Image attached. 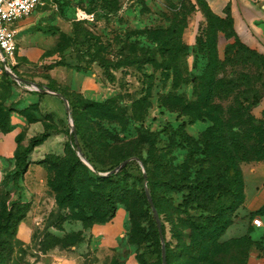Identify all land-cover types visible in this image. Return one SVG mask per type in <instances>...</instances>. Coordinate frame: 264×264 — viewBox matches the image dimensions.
<instances>
[{
  "label": "rangeland",
  "instance_id": "rangeland-1",
  "mask_svg": "<svg viewBox=\"0 0 264 264\" xmlns=\"http://www.w3.org/2000/svg\"><path fill=\"white\" fill-rule=\"evenodd\" d=\"M205 25L204 14L195 0H45L31 16L17 24L19 49L14 72L43 89L62 93L69 101L71 120L59 97L38 94L26 83L14 85L8 79L0 82V121L13 127L12 131L17 129L14 142L22 158L29 149L24 158L27 167L24 164L19 169L21 174L15 173L14 157L5 159L0 166V213L4 208L8 212L13 209L19 216L23 214L20 209L23 204L29 210L19 225L10 230L11 245L15 247L12 264H38L47 254L57 258L49 264H139L138 252L147 254L149 262L156 264L155 239L149 238L138 246L130 238V206L142 214L140 220L145 226L155 219L151 206L147 213L141 198V190H145L144 170L152 178L158 202L161 200L165 206L166 213L160 221L166 228V241L175 250L177 243L170 221L175 211L171 207L182 201V194L166 190L165 171L153 163L149 151L154 148L157 154L167 153L176 167L187 159L192 147L180 139L178 128L188 119L162 107L161 100L170 93L194 100V83L185 82L174 88L169 73L142 62L145 50L155 48L147 30L173 26L188 46L184 59L188 76H199L207 59L206 51H199L197 37ZM234 29L241 42L264 57V32L263 36L246 42L235 22ZM233 42L219 34L217 47L221 59L226 46ZM234 70L250 77L247 86L258 94L264 92V78L256 63L229 64L224 74ZM236 96L237 92L228 99H216V103L227 110ZM107 100L114 101L125 112L116 121L96 107ZM257 107L252 109V114L262 119L263 114L257 116ZM210 124L207 120L187 123L185 131L198 141ZM76 125L83 132L78 138L79 148L89 152L98 167L110 166L129 153L138 156L131 161H137L140 166L130 169L125 191L116 197L114 218L90 227L78 220L82 211H72L58 203L52 186L63 184V178L74 165L77 149L70 145L69 132L72 126L76 131ZM242 139H247V132L240 135ZM103 141L110 145L107 147ZM139 157L145 164L138 161ZM255 163L259 162L241 163L242 175L245 166ZM77 173L84 174L82 169ZM14 202L17 204L12 205ZM80 233L82 242L65 247ZM110 235L114 241L104 242ZM52 236L61 239L59 245ZM247 236L250 240L244 239ZM220 240L227 243L220 256L228 264H241L248 255L258 252L259 241L264 248V227H255L239 207L232 225ZM82 243L83 250L76 255L75 248ZM45 248L49 251L43 254Z\"/></svg>",
  "mask_w": 264,
  "mask_h": 264
},
{
  "label": "trees",
  "instance_id": "trees-1",
  "mask_svg": "<svg viewBox=\"0 0 264 264\" xmlns=\"http://www.w3.org/2000/svg\"><path fill=\"white\" fill-rule=\"evenodd\" d=\"M195 1L203 12L206 22L197 37L199 51L202 53L206 51L207 63L203 72L196 77L188 76L184 60L187 57L188 46L183 42L181 33L174 31L173 26L167 29L147 30L149 40L155 44V48L145 50L146 54L142 62L151 64L164 73H169V77H173L174 88L185 82L194 83V100L189 101L172 93L161 100L162 107L187 117L188 122L181 123L178 134L183 143H188L192 148L189 150L187 159L177 167L170 162L167 153L157 154L154 148H151L149 155L153 163L158 165V169L165 171L163 185L166 190L172 194H182V201L177 206L171 207L175 211L173 219L170 220L177 243L175 250L166 241V228L161 222L167 264H228L225 258L220 256L227 243L221 242L220 239L232 225L234 212L242 207L245 201L244 180L240 165L251 161H264V111L262 119H257L252 114V109L262 102L264 92L258 94L252 87L247 86L250 83V77L244 72L234 70L228 75L224 73L229 64L239 65L251 62L257 64L264 78V57L240 41L234 29L229 6L226 8L225 16L220 17L212 12L205 0ZM178 14L185 20L184 16ZM179 22L177 20L176 25H179ZM221 33L226 39L234 40L226 46L223 59L220 58L217 47ZM157 55L160 56V60ZM4 79L18 85L8 75ZM236 92L238 96L234 98V102L227 110L216 103V99H228ZM144 100L146 101V98H143ZM96 107L113 121L125 114L112 100L97 104ZM205 120L211 124L201 139L196 141L189 137L185 131L187 123ZM12 129L13 127L4 126V122L0 121V132L9 133ZM243 132H247L246 140H240ZM82 133L77 125L75 132H69L70 145L74 150L79 147L78 138L82 136ZM98 141L102 143L101 138H98ZM103 143L107 147L110 145L105 141ZM81 150L92 165L93 171L83 163L75 151L74 165L66 178H63V184L52 186L57 194L58 203L72 211H82L83 215L78 220L84 224L87 223V227H90L94 224L106 223L114 218L117 210L116 197L125 191L129 171L132 167L140 166L137 161H131L119 172H114L125 160L138 156L129 153L110 166L98 167L89 152L83 148ZM28 154L29 149H26L23 153L24 158ZM21 156L17 148L14 154L16 175L21 174L19 169L24 164L27 167L26 161ZM138 159L145 164V160L141 157ZM78 169L83 170V176L77 173ZM101 173L110 174L99 175ZM146 176L148 190L161 217L166 213L165 206L161 200L160 202L157 200L152 178L148 173ZM142 178L144 183V173ZM236 197L240 200L238 201ZM141 198L144 201L143 205L147 207V213L150 212V204L144 188L141 190ZM15 204L17 202L12 203V205ZM20 209H23L19 210L23 214L19 216L13 209L8 212L4 208L0 213V264L13 262L15 247L11 245L13 232L11 233L10 230L12 226L16 228L29 211L24 204ZM128 212L131 242L141 246L149 238L153 241L155 239L153 244L154 254L157 257L155 263L163 264L162 244L155 219L145 226L140 220L143 217L142 214L133 210L131 206ZM257 217L264 219V206L248 216L251 222ZM52 239L58 245L61 242V239L55 236H52ZM244 239L250 240L249 236ZM82 240L80 233L76 240L65 247L74 246ZM58 247L63 249L61 246ZM256 248L260 252L259 257L263 256L264 248L260 241L256 244ZM172 250L175 251V261L172 260ZM47 251L49 249L45 248L43 254ZM248 258L249 255L241 264H247ZM137 260L139 264H151L147 254L142 252H138Z\"/></svg>",
  "mask_w": 264,
  "mask_h": 264
},
{
  "label": "crops",
  "instance_id": "crops-1",
  "mask_svg": "<svg viewBox=\"0 0 264 264\" xmlns=\"http://www.w3.org/2000/svg\"><path fill=\"white\" fill-rule=\"evenodd\" d=\"M212 12L220 17L226 14V8L229 6L235 26L241 37L249 42L253 38L263 36L264 32V0H205ZM24 21V20H23ZM22 21V22H23ZM259 114L264 111V99L260 103ZM17 135V129L2 135L0 134V166L4 165L5 159L14 157L16 144L14 137ZM15 167V166H14ZM244 195L245 201L241 207L247 216L251 212L257 211L264 206V161L255 163L243 168ZM249 219V218H248ZM263 221L264 227V219ZM250 221V220H249ZM97 230V229H96ZM99 231V230H98ZM113 237H106L104 242L112 243ZM83 244L75 248L77 253L83 250ZM260 252L250 255L247 264H264V255L259 257ZM57 260L50 254L44 255L38 264H49Z\"/></svg>",
  "mask_w": 264,
  "mask_h": 264
},
{
  "label": "built area",
  "instance_id": "built-area-1",
  "mask_svg": "<svg viewBox=\"0 0 264 264\" xmlns=\"http://www.w3.org/2000/svg\"><path fill=\"white\" fill-rule=\"evenodd\" d=\"M44 2L45 0H0V82L6 75L13 79L9 75L10 73L17 76L14 72L15 56L19 49L16 40L17 24L31 16ZM16 82L18 85H22V83ZM28 87L38 92L36 88ZM252 224L262 227L263 221L257 217L253 219Z\"/></svg>",
  "mask_w": 264,
  "mask_h": 264
},
{
  "label": "water",
  "instance_id": "water-1",
  "mask_svg": "<svg viewBox=\"0 0 264 264\" xmlns=\"http://www.w3.org/2000/svg\"><path fill=\"white\" fill-rule=\"evenodd\" d=\"M13 79H15L16 81L20 82V83H26L27 85L29 86H32L34 88L37 89L38 92L40 93H47V94H52V95H55L57 97H59L60 99H62L64 101V104L66 106V111H67V114H68V117L69 119L71 120V109H70V104H69V101L68 99L62 94V93H58V92H55L53 90H50V89H43V88H40L37 84L35 83H32V82H28V81H25L23 80L22 78H20L19 76H15L14 74H9ZM71 132H75V128L72 126V130ZM75 140H76V143H77V137L75 136ZM77 154L79 155V157L82 159V161L84 162V164H86L87 166H89L90 168L93 169L92 165L90 164V162L85 158V156L83 155V152L82 150L78 147L77 148ZM131 160H133V158H130V159H127L125 160L122 164H120L115 170L114 172H119L121 169H123ZM110 173H107L105 174L104 176H108ZM102 175V174H101ZM144 185H145V192H146V196H147V199H148V202L152 208V211L154 213V217H155V220H156V223H157V227H158V230H159V233H160V236H161V240H162V263L163 264H167V261H166V247H165V239H164V235H163V232H162V225H161V221H160V217H159V214L156 210V207L154 205V202L152 200V197L150 195V192L148 190V187H147V176H146V172L144 170Z\"/></svg>",
  "mask_w": 264,
  "mask_h": 264
}]
</instances>
